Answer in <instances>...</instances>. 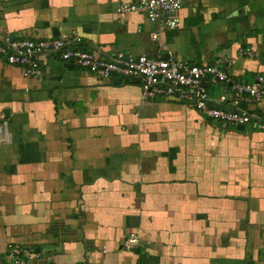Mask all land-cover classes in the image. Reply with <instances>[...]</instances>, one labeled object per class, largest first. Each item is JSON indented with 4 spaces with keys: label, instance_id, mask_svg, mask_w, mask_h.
Wrapping results in <instances>:
<instances>
[{
    "label": "crops",
    "instance_id": "crops-1",
    "mask_svg": "<svg viewBox=\"0 0 264 264\" xmlns=\"http://www.w3.org/2000/svg\"><path fill=\"white\" fill-rule=\"evenodd\" d=\"M131 1L0 0V38L77 32L88 42L75 46L102 56L230 57L236 79L264 75V0H185L164 30L119 14ZM41 61L33 77L0 57V260L15 243L38 252L32 264H264V130ZM204 84L214 100L232 95ZM246 108L264 119V100ZM131 231L141 245L128 251Z\"/></svg>",
    "mask_w": 264,
    "mask_h": 264
},
{
    "label": "built area",
    "instance_id": "built-area-1",
    "mask_svg": "<svg viewBox=\"0 0 264 264\" xmlns=\"http://www.w3.org/2000/svg\"><path fill=\"white\" fill-rule=\"evenodd\" d=\"M185 0H136L122 2L118 12L144 13L160 30L175 29L181 24L180 10ZM159 38V32L151 34ZM87 43L88 39L77 32L59 37L12 39L0 38V57L9 64L23 68L28 76L40 77L42 57L58 59L82 68L101 78L123 77L140 80L143 98L173 96L192 103L212 120L236 126L249 124L253 129L264 130V119L256 111H250L246 104H259L264 100V75L259 74L251 81H241L230 72L234 60L218 57L213 61L192 63L181 60L173 54H141L127 56L123 52H113L107 56L97 50L82 49L75 45ZM75 46V47H74ZM242 53L252 55L250 50ZM212 79L230 86L232 95H222L212 99L204 81ZM141 245L137 231L125 237L122 247L132 251ZM106 250V247H104ZM9 264H32L38 257L34 248L19 244L8 245ZM0 264H6L0 260ZM8 264V263H7ZM82 264V263H80Z\"/></svg>",
    "mask_w": 264,
    "mask_h": 264
},
{
    "label": "water",
    "instance_id": "water-1",
    "mask_svg": "<svg viewBox=\"0 0 264 264\" xmlns=\"http://www.w3.org/2000/svg\"><path fill=\"white\" fill-rule=\"evenodd\" d=\"M67 64H69V65H72V64H70V63H67ZM217 121V120H216ZM240 127H244L243 125H240ZM215 264H223V263H215Z\"/></svg>",
    "mask_w": 264,
    "mask_h": 264
},
{
    "label": "trees",
    "instance_id": "trees-1",
    "mask_svg": "<svg viewBox=\"0 0 264 264\" xmlns=\"http://www.w3.org/2000/svg\"><path fill=\"white\" fill-rule=\"evenodd\" d=\"M137 249V248H136Z\"/></svg>",
    "mask_w": 264,
    "mask_h": 264
}]
</instances>
